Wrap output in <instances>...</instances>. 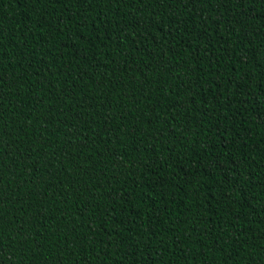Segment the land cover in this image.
Wrapping results in <instances>:
<instances>
[{
	"label": "trees",
	"instance_id": "16d2710c",
	"mask_svg": "<svg viewBox=\"0 0 264 264\" xmlns=\"http://www.w3.org/2000/svg\"><path fill=\"white\" fill-rule=\"evenodd\" d=\"M0 264H264V0H0Z\"/></svg>",
	"mask_w": 264,
	"mask_h": 264
}]
</instances>
